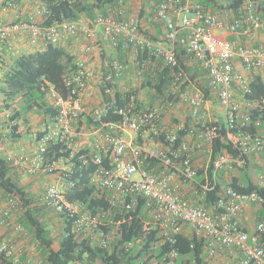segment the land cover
Listing matches in <instances>:
<instances>
[{
    "label": "built area",
    "instance_id": "1",
    "mask_svg": "<svg viewBox=\"0 0 264 264\" xmlns=\"http://www.w3.org/2000/svg\"><path fill=\"white\" fill-rule=\"evenodd\" d=\"M40 2L41 7L35 12L17 14L11 23L0 19V53L14 37L28 39L33 47L58 46L70 39H84L87 44L80 50L75 69L65 79L67 94L52 87L43 89L48 92L57 116L44 125L40 136H35V153H29L24 146L9 149L4 155L7 163L26 176L55 174L63 161L48 159L51 145L66 147L72 158L81 150L87 151L83 163L96 167L91 184L111 207L108 214L93 215L84 205L69 202L67 193L73 183L50 185L41 196V202L55 214L72 220V232L80 241L108 248L120 236L119 227L126 220L115 221L113 213L131 215L140 208L144 230H157L162 244H175L177 236L189 228L206 239V251L212 259L220 255L225 264H264V221H258L252 233L240 221L246 206L263 205L264 197L258 193H238L231 187L232 174L245 165L243 156L264 155V98L260 103L248 104L237 98L238 94L243 98L252 92L256 77L264 79V47L258 45L255 35L264 29V19L256 2L245 0L240 17L231 19L232 11L210 13L197 3L162 0L151 21L163 26L164 40H154L137 19L125 17L116 9H108L107 15L92 22L80 19L46 26L43 21L48 10ZM18 4V0H7L5 5L10 9ZM39 16L41 23L37 21ZM221 31L242 34L247 43L218 35ZM100 33L113 50L128 53L135 60L146 54L171 68L178 66L175 47L180 45L203 77L193 82L182 70L174 72L166 102L138 110L134 96L128 103L117 105V82L125 66L113 61L101 77V105L90 114L100 126L89 127L85 124L83 103L94 73L85 58L95 51ZM202 85L219 101L228 129L225 137L217 121L209 120L207 104L211 100L200 88ZM109 113L120 120L104 122ZM11 116L8 110L3 112L0 149L12 146L7 136ZM251 124L259 130H246ZM184 130L187 133L179 141ZM85 135L89 137L87 142ZM159 138L162 140L157 142ZM218 139L231 145L239 156L223 152L211 162L209 155ZM203 155L208 157L207 162L199 159ZM211 164L213 178L207 175ZM200 169L205 172L204 181L199 178ZM219 174L224 175L220 197L207 204L204 199L216 191ZM258 181L264 188V164ZM184 187L191 190L192 198L183 194ZM1 193L0 228L23 234L19 198ZM25 243L5 239L0 232V264H4L2 260L11 264H44L42 250L30 251ZM132 247L134 243L127 245L128 249ZM179 259L178 252L170 250L162 263L155 258L148 264H176Z\"/></svg>",
    "mask_w": 264,
    "mask_h": 264
},
{
    "label": "trees",
    "instance_id": "2",
    "mask_svg": "<svg viewBox=\"0 0 264 264\" xmlns=\"http://www.w3.org/2000/svg\"><path fill=\"white\" fill-rule=\"evenodd\" d=\"M46 5L48 14L45 16L43 25L50 26L54 22L76 21L85 19L92 22L100 16L107 15L108 9H118L123 3L129 0H94L92 3L84 0H75L70 3L68 0H41ZM158 6L162 0H150ZM245 0H184L200 4L207 12L223 13L232 11L236 14L242 9ZM260 16L264 19V0H254ZM263 1V3L261 2ZM260 47H264L262 44ZM178 66L175 68L164 66L163 62L150 58L144 54L138 57L136 64L143 70L144 82L141 89L151 90L154 93L153 99L147 104L139 99L140 90L135 89L130 92L115 93L118 104H126L130 97L134 96L137 109L153 108L156 105H162L168 97V86L174 78V72L182 70L185 76L193 82L201 80L203 75L197 66L192 65V58L185 50H175ZM76 56L71 54L64 43L58 46L49 45L43 50H36L26 54L10 53L6 60L0 56V104L6 110L12 109V104L20 99L23 107L30 111H41L45 113L50 120H54L57 111L52 104L47 103L48 92L46 88H54L62 95L67 94L65 79L76 67ZM212 103L217 104V99L210 95L205 85L200 87ZM100 92L102 86H100ZM264 98V79L256 77L252 83V92L244 95L242 102L260 103ZM255 120H259L258 113H255ZM120 117L112 113L107 114L104 122H118ZM21 112L16 111L11 116V128L7 136L12 143L21 138L18 133L20 129ZM86 124L89 127L100 126L95 122L92 116L86 118ZM216 125L220 127L222 136H226L227 124L225 118L217 120ZM190 128V120L187 122ZM246 130L257 132L259 129L251 124ZM186 130L180 132L179 141L185 135ZM233 133H237L236 130ZM39 136L41 135L38 134ZM162 138L157 139L160 142ZM141 143V140H140ZM227 152L235 157L239 152L233 149L223 140H216L209 160L213 162L216 157ZM71 151L61 145H51L49 147L48 159L51 161L62 160L65 162L69 171L62 172L63 181L73 183L67 193V200L71 203H80L84 205L85 210L93 215H106L111 210L108 202L98 196V192L91 184V176L95 171V166L91 163L84 164L83 160L87 154L86 150H81L71 157ZM245 160L244 167L240 170L238 177H233L231 187L242 194L258 193L264 197V188L259 185L256 179L257 167L247 156L242 157ZM15 169L7 163L0 151V192L5 195H13L19 198L22 206L21 223L24 231L30 232L34 240L42 250L44 264H148L149 260L158 259L160 263L163 257L170 250H176L180 259L190 257L195 264H206L205 257L206 239L197 235H190L183 232L176 238L175 244H162L159 242L158 231L144 230L141 222V209L131 215H125L122 211L113 213L115 221L123 218L126 220L121 223L118 233L120 234L114 241L109 243L108 248L100 247L99 244L88 240L80 241L72 232V220L65 215H58L62 220V232L58 247H55V238L49 229L46 216L53 212L41 202V196L32 193L26 186H22L18 178L12 173ZM57 174V172H55ZM205 172L199 170V178L203 180ZM235 174V173H233ZM207 175L213 178L212 164L207 171ZM224 175H218V185L216 191L204 199L205 203L214 201L220 197L221 186ZM204 181V180H203ZM258 219L264 221V204L260 206ZM109 230V229H106ZM129 243H134V247L127 248ZM138 246V248H137ZM149 257L146 261V258ZM4 264H11L5 262Z\"/></svg>",
    "mask_w": 264,
    "mask_h": 264
},
{
    "label": "crops",
    "instance_id": "3",
    "mask_svg": "<svg viewBox=\"0 0 264 264\" xmlns=\"http://www.w3.org/2000/svg\"><path fill=\"white\" fill-rule=\"evenodd\" d=\"M6 1L7 0H0V19H2L6 23H11L12 21H14L17 14L21 13L23 15H27L31 12H35L37 9L41 7L40 0H18L19 2L18 7H13V8L8 9L6 8V5H5ZM144 1L145 0H129L125 4L123 3L116 10L117 11L121 10L124 13L125 17H133L137 19L140 22L142 28L146 31V34H148L154 40H164L165 31L163 29V26L161 24H157L151 21V17L154 14L157 6H155L153 2L151 3L152 6H149L148 3L146 2L147 3L146 4ZM261 2L263 3V1ZM239 13L236 14L232 12L230 14L231 19L240 17ZM37 21L41 23L40 16L37 18ZM220 33L221 35L219 34V32H218V35L226 37L232 41L247 43V40H248L247 37L242 34L234 35V34L224 32V31H221ZM255 35L258 41V45H260L262 41L264 42V29L257 31ZM85 44H87V41H85L84 39H80V40L70 39L64 43V46L68 48L71 54L76 56V61H78L81 58L80 50ZM43 49H44L43 45H40L39 47H33L29 44L28 39L14 37L5 46L4 50L0 53V56H2L4 60H6L10 53L26 54V53L34 52L36 50H43ZM176 49H178L179 51L184 50V48L180 45H177L175 47V50ZM130 56L131 55L128 53L113 50L109 42L105 40L103 35L101 33L98 35L95 51L91 55L85 58L88 67L94 73V77L90 83L89 90L84 98V103H83V115L85 116L84 119L90 116L92 110L100 107L101 105V101H102V95L100 92L101 77H102V74L107 70L109 64L115 60L117 61L123 60L126 62L129 61V63L136 62L135 58L133 59V57L132 56L130 57ZM127 57L129 60H127ZM191 64L195 65V63L193 62H191ZM129 66H130L129 69H131L132 65H129ZM128 71L129 70L125 71L122 77L118 80L117 82L118 87H120L123 82H124L123 84H125L127 83V80L130 81L131 77ZM119 91L125 92L126 90H119ZM237 98L238 100L242 102V96L240 94L237 95ZM207 105L212 106L215 104L212 103V100H211L210 103ZM216 105L219 106L218 100H217ZM213 115L217 116L216 112L213 113ZM51 121L52 120H50V118L47 117L45 113H42L38 119H35L33 121L32 125L35 128H33L32 130L31 129L29 130L28 128L24 127L22 125L23 121H20L21 126H20L18 133L21 135V138L13 142L12 146H7V147L0 149L1 154L5 155V153L9 151V149H18L20 146L26 147L28 152L31 154L35 153L36 146H37L35 136L41 133L46 123H49ZM0 122L5 123L4 118H3V112H0ZM85 124H86V121H85ZM32 131H35V133H33ZM86 137H88V135H85V138ZM249 158L251 162L257 167L258 171L262 169V166L264 164V155L254 154ZM63 164H65V162H61L59 166ZM232 176L238 177V174L235 173V174H232ZM62 179L63 178H61V180L57 182L58 185H60V183L62 182ZM62 184H66V182L63 181ZM183 189H184L183 194H185L188 198H192L191 190L187 189L186 187H184ZM260 206H261L260 204H252V205L246 206L243 214L240 217V221H241L243 228L250 233L254 231V228L259 221L258 216H259V211L261 209ZM0 232L3 238L9 239L11 241L16 240V239L18 240L22 237L11 231H6L3 228H0ZM184 232L190 235H194L193 232L189 228H186ZM182 259L184 258H181L177 264H182L181 262Z\"/></svg>",
    "mask_w": 264,
    "mask_h": 264
},
{
    "label": "rangeland",
    "instance_id": "4",
    "mask_svg": "<svg viewBox=\"0 0 264 264\" xmlns=\"http://www.w3.org/2000/svg\"><path fill=\"white\" fill-rule=\"evenodd\" d=\"M84 1L93 2L94 0H84ZM144 2L145 3L147 2L149 6H152L151 5L152 2L150 0H145ZM219 34L221 35L220 32H219ZM261 44L264 46L263 41ZM127 60H129L128 57H127ZM115 61H117V60H115ZM118 61H120L124 64L125 71L129 70L128 73H130V77H131L130 81L127 80V83H125V84H123L124 83L123 82L121 84V86L118 87V89L119 90H126V91L127 90L132 91L135 89L140 90L139 99L147 104L149 101H151V99H153L154 93L151 90H148V89L143 90L140 87L141 84L144 82L143 70L138 67L136 62L129 63V61H127V62L123 61V60H118ZM129 65H132L131 69H129L130 68ZM47 103L52 104V101H51L49 96L47 97ZM3 110H4V107L2 106V104H0V112ZM8 111L11 114H14V112H16V111H20L21 112V121H23L22 125L24 127L28 128L29 130L30 129L32 130L33 128H35L32 125V123L35 119H38L40 117V115L42 114V112L38 111V110L27 112V109H25L23 107V103L20 99H18L15 103H13L12 109H10ZM215 112H216L217 116L213 115V113H215ZM222 114H223L222 110L218 105L215 104L212 106L210 105L208 107L209 120L216 122L217 120L221 119V117L223 116ZM32 132L35 133V131H32ZM84 140H86V142H87L89 140V137H86ZM199 159L202 161H205V162L208 161V157L206 158L205 155L201 156ZM66 168H67L66 164L60 165L58 168L57 174H40L37 176H26V175H23V174H21L15 170L12 173V175L18 178V180L22 186H26L28 188V190H30L32 193L42 196L45 193L46 189L50 185L57 184V182L59 180H61L62 172H65ZM240 170H241V168L238 169L234 173L239 175ZM258 174H259V171H257L256 179H258ZM62 182H63V179H62ZM62 182L60 183V185H63ZM1 194H3V193H1ZM2 199H5V198L2 197ZM46 219H47V223L49 225V229L52 232V236L55 238V247H58L59 241L61 238V232H62V224H63L62 220L54 212H49L48 215L46 216ZM17 235L22 236V237L18 240L17 239L12 240V242H26L25 244H27V247L30 251L35 250V249L40 250L38 243L34 240L33 235L30 232L23 231V234H17ZM178 261H180V259ZM181 262H182V264H195L194 260L190 257H184V259H182ZM205 262H206V264H225L224 258L220 255H218L212 259L208 256V254H206Z\"/></svg>",
    "mask_w": 264,
    "mask_h": 264
}]
</instances>
